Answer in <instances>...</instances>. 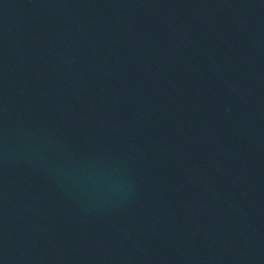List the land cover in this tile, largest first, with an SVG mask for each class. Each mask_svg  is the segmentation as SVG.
Listing matches in <instances>:
<instances>
[{
	"label": "water",
	"instance_id": "1",
	"mask_svg": "<svg viewBox=\"0 0 264 264\" xmlns=\"http://www.w3.org/2000/svg\"><path fill=\"white\" fill-rule=\"evenodd\" d=\"M0 264H264V0H0Z\"/></svg>",
	"mask_w": 264,
	"mask_h": 264
}]
</instances>
